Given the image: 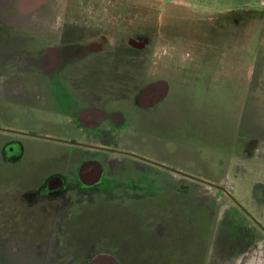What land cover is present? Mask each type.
I'll list each match as a JSON object with an SVG mask.
<instances>
[{
  "label": "rangeland",
  "instance_id": "rangeland-1",
  "mask_svg": "<svg viewBox=\"0 0 264 264\" xmlns=\"http://www.w3.org/2000/svg\"><path fill=\"white\" fill-rule=\"evenodd\" d=\"M12 1L0 0V16L11 10L17 12L16 2L19 0ZM76 1L89 2L86 11L93 12L95 17L88 19L91 26L99 25L102 20L97 31L94 28L89 31L90 35L101 32L110 39L117 32L118 39L125 44L131 36L149 39L152 48L149 62L151 83L138 92V98L143 92H153V84L158 81L174 84V66L210 65V78L219 77L221 81L210 83V93L205 99L199 96L195 97L193 104L184 102L179 112L160 116L163 107H158L150 134L145 133L142 120L135 122L134 126L126 124L120 132L113 134L106 130V125L96 130H77L75 118L78 114L75 113L80 108H90L95 102L94 91L88 89L83 92L87 93V98L79 104L81 106L68 105L67 102L57 105V100L62 97L60 91L55 92V100L47 99L38 109L29 102L18 106L0 105V264H118L110 252L112 205L117 184L114 182L116 179L104 174L102 165L110 159V174L113 171L112 175L122 174V177L125 159L149 164L166 160L171 164L177 162L183 173L200 177L196 176L197 173L206 171L209 165L211 168L216 163H228V137L223 132L234 130L239 105L231 101L232 91L226 85L230 80L237 81L246 75L237 66L253 64L255 55L264 58V25L258 26L259 20H255L256 15L250 10L246 11L248 13H230L229 16L220 13L231 7L230 3L222 0ZM80 2L73 5L70 2L69 6L73 8L81 5ZM96 4L98 8L92 9ZM240 16L249 17L251 21L247 22L250 23H243ZM241 36L250 40L242 49L248 57L239 54L240 47L246 44ZM96 41L100 42L98 48L91 50L90 43ZM86 45L56 47V68L66 65L69 60L98 54L102 40H88ZM51 58L41 55L22 59L29 64L44 66L52 63ZM218 67L222 68L214 72L213 69ZM224 67L237 72H226L227 79L223 80ZM77 75L78 81L91 84L92 76H83V71ZM112 79V75L101 70L92 81L107 85L114 81ZM115 80L118 81L117 78ZM67 89L72 90L73 85ZM119 89L117 86L115 92L119 93ZM81 93L79 90L76 95ZM100 102L105 106L103 109L111 113L128 112L126 103L119 96ZM99 115L100 119L94 120L95 123H101L108 116L100 110L88 112L84 119H79V124L88 126L93 121L87 119H95ZM111 117V126L121 129L123 114H112ZM187 119L192 120L193 126L187 127ZM204 126H210V135L201 131ZM11 143L18 151H9ZM80 147L87 148L92 155L99 150L111 154L101 159L99 157L105 154L99 153L98 163H93L98 168L97 176L90 180L87 178L89 181L76 171L77 163L88 158L85 151L76 153L75 159L66 164L68 154H73L75 148L80 150ZM168 153L172 154V159H168ZM247 167L264 179V152L260 162L253 160ZM57 178L60 179L57 187L48 189L41 185L43 181L53 182ZM248 179L252 184L253 178L248 176ZM119 180L123 192L120 195L126 198V181ZM31 181L34 185L30 184ZM249 186L242 182L236 197L240 198L238 202L247 212L253 213ZM222 187L227 188V184ZM29 197L33 200L30 201ZM257 208L264 212V203H258ZM253 214L255 217V211ZM261 224L264 227V220ZM115 225L122 230L134 223H128L125 217Z\"/></svg>",
  "mask_w": 264,
  "mask_h": 264
},
{
  "label": "crops",
  "instance_id": "crops-1",
  "mask_svg": "<svg viewBox=\"0 0 264 264\" xmlns=\"http://www.w3.org/2000/svg\"><path fill=\"white\" fill-rule=\"evenodd\" d=\"M222 1L230 3L231 7L220 13L229 16L230 13H248L246 11L250 10L256 15L255 20H259L258 26L264 25V0ZM248 18L240 16L245 24L250 23L247 22L251 21ZM241 38L246 44H241L244 45L240 47L239 54L248 57L242 49L250 40L243 39L246 36ZM0 48V105L18 106L29 102L38 109L47 99L55 100L57 91L62 96L57 100L59 106L65 102L81 106L79 104L87 98V93L76 95V90L67 89L69 84L64 78V69L68 63L45 71L21 62L22 59L16 56L11 58L6 54L5 46ZM226 48L230 50V47ZM255 56L253 64L237 66L246 75L240 76L237 81L229 79L231 82L226 85L232 91L231 101L239 105V117L234 130L223 132L228 137V163H216L211 168L209 165L206 171L197 173L196 176L200 177H194L183 173L176 161L174 164L166 160L150 164L131 159L123 162L126 166L125 175L120 177L118 174L114 181L117 186L111 219V253L118 264H264V227L261 224L264 212L257 210L258 203H264V179L247 167L253 160L260 162L264 152V58L262 55ZM150 57L151 54L148 62ZM174 67L175 83L167 82L159 96L152 93L149 98L153 104L149 103V107L140 106L137 94L133 95L131 105L139 107L146 134L151 133L158 107H163L160 116L173 114L181 109L184 102L193 104V100L199 96L205 99L210 93V83L221 81L219 77L210 78V65ZM220 68L213 71L218 72ZM229 68L222 69L221 79H227L226 72H237ZM198 88H201L200 92ZM92 95L95 102H92L90 108L75 109L78 110L75 113L78 114L75 118L76 129H84L79 119L84 118L88 112L98 110L108 115L100 120L101 123L114 128L110 122L112 113L103 109L105 106L100 101L108 97L112 100L120 96V93L102 91ZM137 115L130 114L127 121L133 125L138 122ZM99 119L100 115L95 117V120ZM187 122V127L193 126L192 120ZM209 130L210 126L201 128L206 135H210ZM85 150L75 148L73 154H68L66 164L75 159L76 153ZM169 155L168 159H172V154ZM87 159H82V164L77 163L76 171L80 175ZM248 176L253 178L252 184ZM112 177L115 178V175ZM120 178L126 181V198L120 195L123 193L119 186ZM242 182L250 185L249 193L253 196L251 209L253 213L255 211V217L238 202L240 198L236 194ZM226 184L227 188L222 187ZM125 217L128 223L134 225L118 230L115 222Z\"/></svg>",
  "mask_w": 264,
  "mask_h": 264
},
{
  "label": "flooded vegetation",
  "instance_id": "flooded-vegetation-1",
  "mask_svg": "<svg viewBox=\"0 0 264 264\" xmlns=\"http://www.w3.org/2000/svg\"><path fill=\"white\" fill-rule=\"evenodd\" d=\"M4 1L7 3V0ZM12 2L13 1L11 0V3ZM70 2H73L71 4L73 5L78 4V2L80 1L68 0V2L64 3L63 0H19L18 2H16L17 12L11 10L13 11L12 13L11 11L7 12L8 10H6L7 13H4L2 16H0V46H5V52L11 58L12 56H16L18 57V59H22L28 57H39L41 55L52 57L51 64H47L44 66H41V64L38 63L29 64L30 66H34V68H41L42 70L47 71L57 67L55 56L58 51L57 48L69 46L86 47L88 46L86 45L88 40H102V47L98 54H88L83 58L77 60H69L64 69V78L69 85H73V90H76V93L79 92V87L81 88L82 93L85 92L86 89H88V91L92 90L94 91V93L102 91L104 92L106 90L114 93L117 86L118 88H120L118 91L120 93L119 97L126 103L128 112L123 111L124 113H122L120 111H117L112 112V114H123L124 124L122 128L114 129L110 128L106 123H95L94 118H88L87 120L93 122L89 123L88 126L86 125L85 127H83L87 130H96L103 125H106V130H109L111 134H113L114 132L122 130L126 124L130 125V121H127L130 117V114L134 115L135 113H138V118H136L138 120H141V111L139 107H137V105L136 107L132 106L131 102L133 95H138V92L141 89L148 87V85L151 83L148 57L149 54L152 53V48L150 47L148 38H135L134 36H131L128 40H126L127 43L125 44L124 41L118 39V37L120 38V36L116 34L117 32L115 33L116 35L114 34V37H111L110 39H106V34H103L101 32L90 35L92 33H89V31H92L93 28L94 31H97V26L101 25L100 22L102 20L100 22L98 21L99 25L95 26L94 24L93 26H91L88 19L95 17L92 16L93 12L89 13L86 11L88 7L87 3L89 2H80L81 5H76L73 8L72 6H69ZM63 5H67L68 7L65 8ZM97 8L98 5L96 4L93 5L92 9L95 10ZM4 31H6L7 33ZM106 40H112V42ZM114 40L115 42H113ZM99 43L100 42L90 43V45L92 46L91 50L98 48ZM1 49L2 48H0V51ZM22 60L21 62H24ZM101 70H103L104 72L106 71L107 73L112 75V80L114 81L107 85L103 83L97 84L96 82L92 81L95 80L96 75ZM82 71L83 76H92L91 84H84L82 80L78 81L77 74L78 72ZM115 78H117L118 81H116ZM119 83L122 85L121 87L119 86ZM166 84V81H158L153 84L155 85V89L153 92L148 93L142 91L143 94H141V98L137 97L140 106L149 107V103L153 104V101H150V95L154 93L155 95L157 94L159 96V93H161L165 89ZM110 86L112 88H109ZM104 144L106 145V143ZM8 146L9 151H12V153L15 150L18 151V149L14 147V144L11 143ZM80 148V150L87 149H83L82 147ZM85 151H87L88 159L84 161V163H90V168L88 169L87 173L88 175L91 174L89 178H95L98 169L97 167H91V163L97 162L99 158L104 159L105 156H109L111 154L105 153L103 152V150H99L97 151L96 155H92L90 154L91 151H88V149ZM99 153H104L105 155L101 157ZM109 161L110 159L106 161L102 166L105 169L104 174L112 177L113 172L110 174L111 162ZM125 171L126 166L124 169V175ZM92 174L95 175V177H93ZM114 179H116V176ZM58 180L60 179L57 178L55 181H53L54 184L52 181V183L48 181L44 183L45 181H43L41 185H46L48 189L57 187L58 185H60V181ZM85 180L89 181L90 179L87 180L86 177ZM31 183L33 184L32 181L30 182V184ZM29 200L32 201L33 198L29 197Z\"/></svg>",
  "mask_w": 264,
  "mask_h": 264
},
{
  "label": "bare ground",
  "instance_id": "bare-ground-1",
  "mask_svg": "<svg viewBox=\"0 0 264 264\" xmlns=\"http://www.w3.org/2000/svg\"><path fill=\"white\" fill-rule=\"evenodd\" d=\"M91 167H96L93 163H91ZM90 163H87L84 168L82 169V176H84V179L86 178V176L88 175L87 171L88 169L90 168ZM98 173V172H97ZM97 173H96V176H97Z\"/></svg>",
  "mask_w": 264,
  "mask_h": 264
}]
</instances>
